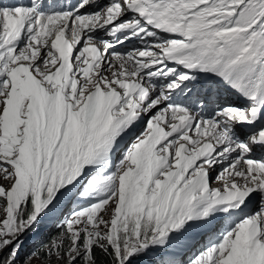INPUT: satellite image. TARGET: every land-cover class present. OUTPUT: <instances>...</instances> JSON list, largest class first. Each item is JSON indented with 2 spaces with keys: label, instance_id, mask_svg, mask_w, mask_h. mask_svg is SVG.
<instances>
[{
  "label": "snow or ice",
  "instance_id": "1",
  "mask_svg": "<svg viewBox=\"0 0 264 264\" xmlns=\"http://www.w3.org/2000/svg\"><path fill=\"white\" fill-rule=\"evenodd\" d=\"M33 260L264 264V0H0V264Z\"/></svg>",
  "mask_w": 264,
  "mask_h": 264
},
{
  "label": "rangeland",
  "instance_id": "2",
  "mask_svg": "<svg viewBox=\"0 0 264 264\" xmlns=\"http://www.w3.org/2000/svg\"><path fill=\"white\" fill-rule=\"evenodd\" d=\"M47 236V230H45L44 232H42L41 234H39L38 236L34 237L33 239L29 240L27 242V244L25 245V248L23 250V253H28L31 251L32 247L34 246V244L38 243L41 239H44ZM208 238L204 237V238H198L199 243H197V247L200 246V244L207 242ZM22 253V256H23ZM190 254V253H189ZM181 257L186 259V256L184 255V253H181ZM32 264H39L38 261L33 260Z\"/></svg>",
  "mask_w": 264,
  "mask_h": 264
}]
</instances>
